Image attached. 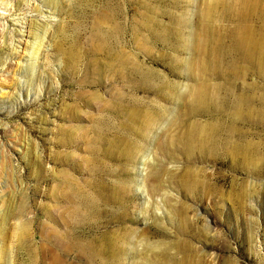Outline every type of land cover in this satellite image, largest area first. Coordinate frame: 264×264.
<instances>
[{
    "label": "rangeland",
    "instance_id": "374dc122",
    "mask_svg": "<svg viewBox=\"0 0 264 264\" xmlns=\"http://www.w3.org/2000/svg\"><path fill=\"white\" fill-rule=\"evenodd\" d=\"M237 6L0 0V264H264V58Z\"/></svg>",
    "mask_w": 264,
    "mask_h": 264
},
{
    "label": "bare ground",
    "instance_id": "6f19581e",
    "mask_svg": "<svg viewBox=\"0 0 264 264\" xmlns=\"http://www.w3.org/2000/svg\"><path fill=\"white\" fill-rule=\"evenodd\" d=\"M233 1H234V3H236L238 5L237 7H238L239 11L242 14L237 15V23H236L235 27L233 28V30L231 31V35L233 36L235 47L238 49V51L242 55L243 61L245 63H247V64L249 63L250 65H252V62L256 58V55H260L262 58H264V0H233ZM238 9L236 8L237 12H239ZM248 14H250V15H256L257 14L258 17L256 19L254 18V19H250V20L252 22L253 21L254 22H259L261 24L259 26H257V27L246 24L245 23V21H246L245 18H249V15ZM101 17H102V21H105V20H111L112 21L114 15L112 17L111 15L105 13ZM100 23H101V18L98 17V19L93 23V29H94L93 33L94 34H93V40H91V41L95 42L98 47H101L102 46L103 49L106 52H108V55H111V56L113 55V59L115 60L116 67L124 68L125 65H126V62H125L123 53L121 52L120 48L118 47L119 50H117L116 45L114 43H112V46H110L109 43H111V42L106 41L105 38L112 41L114 37H116L118 35H123L126 31L124 30V28L119 23H114L109 30L104 31V30L101 29ZM256 34H259V38H255L254 35H256ZM80 50L82 51L81 43L79 42V38L75 36V37H73L72 41L66 47L61 48L60 51H61V53L63 55H65L68 58H76L77 57V54H78V52ZM207 59H209V58H207ZM261 70L263 72L264 71V67L261 68ZM230 73H231V75L234 74L235 76H238L239 75V70L236 67V65H233V69L230 70ZM197 99L200 102L206 100V94L203 93V92H198ZM241 104H239V105H241ZM228 107H226V108L228 109ZM214 110H215V108H214ZM241 111H242L241 108L238 107V106H236V108L234 109V111L231 112V114L237 115L234 118V120H236V118L238 120L240 113H242ZM252 113H253V111H252ZM261 115H262V113H261ZM225 117L227 118V116H225ZM247 121L248 120H246V122ZM228 124H229V126H228V132L231 133V132L234 131L233 125L235 124V122L232 121V122H230ZM198 134H199V137H200L201 140H204L205 139V136H202L203 133H198ZM193 137L194 138L191 139V143H193V142L196 141L195 140V136H193ZM206 139H208V137ZM203 142H205V141H203ZM211 142H213V140H211ZM215 145H217V144H215ZM233 147H235V146H233ZM217 148H219V147H217ZM193 149H194V146H193ZM24 228H25V226H23V225L14 228L16 230V233H18V236L16 235V238L22 237L21 234L24 232ZM85 259L88 260V261H93L94 260V254H93V250L92 249H90L86 253Z\"/></svg>",
    "mask_w": 264,
    "mask_h": 264
}]
</instances>
